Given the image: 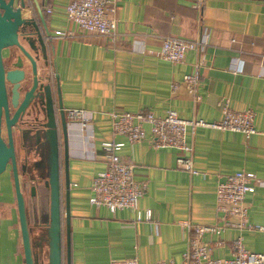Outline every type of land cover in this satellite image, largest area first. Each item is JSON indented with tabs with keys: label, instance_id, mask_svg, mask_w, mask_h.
I'll use <instances>...</instances> for the list:
<instances>
[{
	"label": "crops",
	"instance_id": "1",
	"mask_svg": "<svg viewBox=\"0 0 264 264\" xmlns=\"http://www.w3.org/2000/svg\"><path fill=\"white\" fill-rule=\"evenodd\" d=\"M69 1L36 0L50 33L49 71L58 77L63 108L92 114V137L85 140L74 126L69 140L70 264L127 258L177 263L187 244L181 221L220 224L215 187L223 176L244 171L264 180V1L119 0L114 37L75 30L64 15ZM25 3L22 15L33 16L31 0ZM68 30L73 34L57 35ZM204 35L203 48L187 51L180 62L156 55L163 37L198 41ZM194 63L197 100L182 82ZM223 101L233 111L250 109L255 132L244 136L212 127L188 128L196 174L177 166L172 148L155 149L147 140L129 142L113 135L106 115L149 111L162 116L174 110L184 119L212 122L220 118ZM104 140L123 142L118 155L131 165L134 179L145 183L137 205L152 211L150 221L135 222L129 209L110 213L88 203L91 179L104 168ZM243 201L248 222L264 226V185H254ZM238 234L247 250L264 254V233L256 230L225 229L219 235L204 233L202 240L211 247V256L227 258ZM217 240L222 243L216 245ZM61 249L64 264L63 235ZM6 257L1 246L0 264H6Z\"/></svg>",
	"mask_w": 264,
	"mask_h": 264
},
{
	"label": "built area",
	"instance_id": "2",
	"mask_svg": "<svg viewBox=\"0 0 264 264\" xmlns=\"http://www.w3.org/2000/svg\"><path fill=\"white\" fill-rule=\"evenodd\" d=\"M119 0H70L64 6V15L72 23L75 30L94 35L114 37L116 29V3ZM264 1V0H263ZM49 13L50 9H46ZM68 30L57 32V35L70 36ZM205 36L198 41L184 40L174 36L161 39L156 55L169 62H180L189 50H201L205 44ZM233 41V39L231 40ZM264 58V55H262ZM182 82L186 91L194 100L199 84L198 64L194 63L189 73L183 75ZM174 85H172L173 87ZM65 118L74 122L85 140L92 137V114L83 108H64ZM109 127L113 135L124 136L129 142L147 140L157 148H172L176 151L177 166L196 174L190 157L191 146L186 142V130L197 126L229 130L248 136L255 132L253 127V112L250 109L233 111L226 101L220 104V118L217 121L205 122L202 119H184L174 110H168L162 116L149 111H109ZM123 142L104 140L100 143L104 168L98 171L90 183L88 203L94 207H105L110 213L118 209H129L134 213L135 222L150 221L152 211L139 209L137 201L145 189V183L134 179L131 165L120 158L118 151ZM254 185H264L263 179H258L244 171H235L223 176L215 187V205L220 215L218 225H197L181 221L180 226L187 235L186 249L180 260H159L150 263L138 261L136 258L122 260L111 259L107 264H264V254L247 250L240 234L231 240V254L227 258L211 256V247L203 240L204 233L219 235L225 229L237 232L256 230L264 233L263 225H252L247 220V211L243 201L244 195ZM221 240L216 241L220 245Z\"/></svg>",
	"mask_w": 264,
	"mask_h": 264
},
{
	"label": "water",
	"instance_id": "3",
	"mask_svg": "<svg viewBox=\"0 0 264 264\" xmlns=\"http://www.w3.org/2000/svg\"><path fill=\"white\" fill-rule=\"evenodd\" d=\"M26 0H0V128L2 117L6 129V141L0 131V174L7 164L11 167L15 208L20 235L23 264H37L29 237L28 219L18 186L11 127L25 116L38 121L40 128L33 135L47 145L45 152L46 180L49 190L46 214L45 264H62L61 239L64 237V264H70L69 256V140L74 122L65 118L58 85V77L49 71L50 33L39 4L31 0L34 15L24 17L22 9ZM36 16V17H35ZM15 47L18 50L12 68L5 69L2 50ZM52 62V61H51ZM29 68L30 86L21 93L22 81L26 80L25 67ZM40 67L42 72L37 71ZM6 83L11 84L13 113L7 111ZM21 85V86H20ZM26 132H28L26 130ZM59 180L64 198L59 201ZM61 203V204H60ZM63 220V221H62ZM39 264V263H38Z\"/></svg>",
	"mask_w": 264,
	"mask_h": 264
},
{
	"label": "flooded vegetation",
	"instance_id": "4",
	"mask_svg": "<svg viewBox=\"0 0 264 264\" xmlns=\"http://www.w3.org/2000/svg\"><path fill=\"white\" fill-rule=\"evenodd\" d=\"M18 50L15 54H11L10 67L15 62ZM4 64V63H3ZM27 73L26 80L20 83L21 90L20 93L27 87L30 86L29 78V68L25 67ZM37 71L42 72L41 68L38 67ZM11 84L6 83V94H7V111L9 117L13 113V108L11 105ZM22 121H18L17 125L11 127V135L14 147L15 162L18 173V186L20 193L23 196V201L26 209V215L28 219V229L29 237L31 240L32 251L34 254V259H36L37 264H45L46 256V214L48 213L49 204V190L46 180V170H45V152L47 145L41 143V140L36 138L33 134L40 128L39 120H32L31 116L23 117ZM26 130L28 132H26ZM1 137L6 141V129L4 125V120L2 117L1 121ZM8 172L11 178V192L15 202L11 167L9 164L6 165L4 172L0 174V183L2 180V175ZM61 180H59V201L62 203L64 198V191ZM60 203V204H61ZM16 209V208H15ZM17 220V214H16ZM63 221V220H62ZM18 224V222H17ZM20 236V235H19ZM21 244V242H20Z\"/></svg>",
	"mask_w": 264,
	"mask_h": 264
},
{
	"label": "rangeland",
	"instance_id": "5",
	"mask_svg": "<svg viewBox=\"0 0 264 264\" xmlns=\"http://www.w3.org/2000/svg\"><path fill=\"white\" fill-rule=\"evenodd\" d=\"M17 49L10 47L2 50L5 68L10 67L11 54ZM4 243V245H3ZM6 248V264H23L19 229L16 220L15 202L11 192V178L8 172L2 175L0 183V247ZM1 263L3 261L0 260Z\"/></svg>",
	"mask_w": 264,
	"mask_h": 264
}]
</instances>
